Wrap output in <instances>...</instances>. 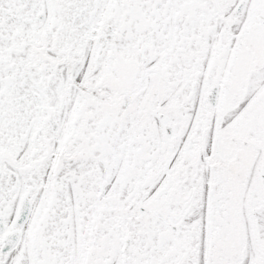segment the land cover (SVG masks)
<instances>
[{"label":"snow or ice","instance_id":"1","mask_svg":"<svg viewBox=\"0 0 264 264\" xmlns=\"http://www.w3.org/2000/svg\"><path fill=\"white\" fill-rule=\"evenodd\" d=\"M0 264H264V0H0Z\"/></svg>","mask_w":264,"mask_h":264}]
</instances>
